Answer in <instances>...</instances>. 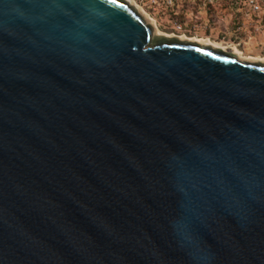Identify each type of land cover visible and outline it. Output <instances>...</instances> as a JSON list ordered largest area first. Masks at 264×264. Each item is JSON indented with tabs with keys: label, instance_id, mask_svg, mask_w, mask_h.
<instances>
[{
	"label": "water",
	"instance_id": "water-1",
	"mask_svg": "<svg viewBox=\"0 0 264 264\" xmlns=\"http://www.w3.org/2000/svg\"><path fill=\"white\" fill-rule=\"evenodd\" d=\"M0 264H264V62L0 0Z\"/></svg>",
	"mask_w": 264,
	"mask_h": 264
},
{
	"label": "rangeland",
	"instance_id": "rangeland-1",
	"mask_svg": "<svg viewBox=\"0 0 264 264\" xmlns=\"http://www.w3.org/2000/svg\"><path fill=\"white\" fill-rule=\"evenodd\" d=\"M125 1L155 19L162 35L210 39L244 57H264V0Z\"/></svg>",
	"mask_w": 264,
	"mask_h": 264
},
{
	"label": "bare ground",
	"instance_id": "bare-ground-1",
	"mask_svg": "<svg viewBox=\"0 0 264 264\" xmlns=\"http://www.w3.org/2000/svg\"><path fill=\"white\" fill-rule=\"evenodd\" d=\"M137 9L140 11V13H142L151 22V24L157 29L158 33L159 34H162V32L158 29V25H157V22L155 21V19H153L150 15H148L144 10H142V9H140L138 7H137ZM169 37L175 38L174 35H169ZM181 38L182 39H185V40H189L191 42H197V43H199L201 45H204V44L213 45V46H216V47L221 48L223 50H229L230 49L229 47L227 48V47H225V46H223L221 44L214 43L210 39L188 38L186 36H182ZM230 51H233L235 54H237V55H239L241 57H244L243 54H242V52L239 51L237 49V47H233ZM245 58H247V57H245ZM248 59H253V58H250L249 57ZM253 60H258V61L264 62V57L254 58Z\"/></svg>",
	"mask_w": 264,
	"mask_h": 264
}]
</instances>
